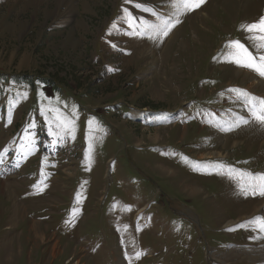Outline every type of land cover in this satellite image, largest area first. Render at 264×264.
Wrapping results in <instances>:
<instances>
[{"label":"rangeland","instance_id":"rangeland-1","mask_svg":"<svg viewBox=\"0 0 264 264\" xmlns=\"http://www.w3.org/2000/svg\"><path fill=\"white\" fill-rule=\"evenodd\" d=\"M171 13L0 0V264H264V232L236 227L264 197L228 174L264 173L249 112L264 86L226 55L230 40L254 51L243 26L264 0H205L149 38Z\"/></svg>","mask_w":264,"mask_h":264},{"label":"snow or ice","instance_id":"snow-or-ice-1","mask_svg":"<svg viewBox=\"0 0 264 264\" xmlns=\"http://www.w3.org/2000/svg\"><path fill=\"white\" fill-rule=\"evenodd\" d=\"M204 2L205 0H170V7L172 9L171 15L161 18L159 24L147 25L146 32L149 38L155 39L158 36H167L171 29L180 22L181 15L199 8ZM137 7H141L144 11H151L153 15H157L155 10L149 9L146 5L138 4ZM243 30L249 34L246 39L251 41L254 51H250L248 46L237 39L228 42V51L226 52V55L230 58V62H234L238 66L247 68L260 77H264V16H261L258 20L252 23L244 25ZM132 34L139 35L141 33ZM254 52L256 53L255 55ZM240 91L243 92V90ZM245 95L247 94L245 93ZM53 111L58 112V110ZM249 112L251 118L255 122L264 125V99L256 98L255 102L249 107ZM57 120L59 126L62 128H67L69 125L73 124V121L59 113L57 115ZM240 122L246 124L248 123V120L241 118ZM184 159L187 160L186 157ZM196 163L199 164V162ZM233 173L238 174L233 178L238 180L239 187L245 196L259 195L264 197V173L253 174L251 172L235 170L228 166V174L232 176ZM73 212H75V209ZM250 225H255L259 231L264 232V216L253 217L251 220L239 224L236 227H247ZM140 255L139 252L136 253L137 258Z\"/></svg>","mask_w":264,"mask_h":264},{"label":"bare ground","instance_id":"bare-ground-1","mask_svg":"<svg viewBox=\"0 0 264 264\" xmlns=\"http://www.w3.org/2000/svg\"><path fill=\"white\" fill-rule=\"evenodd\" d=\"M235 73V75H241L242 76V78L244 79V80H248V81H250V85H252V86H264V79H262V78H260L259 76H251L250 74H247V73H242V72H239V71H236V72H234ZM251 87V86H250ZM255 203H257V202H255ZM247 204H249V203H247ZM256 206V205H255ZM16 207V206H15ZM248 207L249 208H251V210H250V212L252 213V211L254 210V206L253 207H251V205H248ZM247 209V208H246ZM16 210V209H15ZM56 246V245H55ZM55 246H53L52 248H53V252L55 251ZM240 250V249H239ZM231 252H234L233 250H231ZM235 252H236V250H235ZM227 254H229V253H227ZM232 254H234V253H232ZM257 254H261V255H263V256H261L262 258L264 257V251L263 250H261V249H258V252H257ZM221 257V256H220ZM229 259V258H228ZM264 259V258H263ZM223 261H225V259H223Z\"/></svg>","mask_w":264,"mask_h":264}]
</instances>
